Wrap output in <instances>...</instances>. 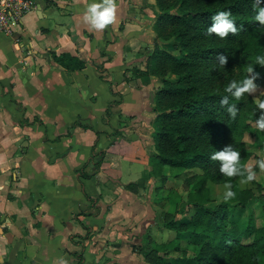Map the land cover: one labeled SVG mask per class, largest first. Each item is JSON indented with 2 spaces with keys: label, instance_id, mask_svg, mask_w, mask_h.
<instances>
[{
  "label": "crops",
  "instance_id": "crops-1",
  "mask_svg": "<svg viewBox=\"0 0 264 264\" xmlns=\"http://www.w3.org/2000/svg\"><path fill=\"white\" fill-rule=\"evenodd\" d=\"M90 2L34 0L0 31V264H148L144 236L168 241L156 196L170 171L152 139L161 82L146 73L155 0H115L103 29L83 19ZM62 53L84 68L64 70Z\"/></svg>",
  "mask_w": 264,
  "mask_h": 264
},
{
  "label": "trees",
  "instance_id": "trees-1",
  "mask_svg": "<svg viewBox=\"0 0 264 264\" xmlns=\"http://www.w3.org/2000/svg\"><path fill=\"white\" fill-rule=\"evenodd\" d=\"M155 4L153 30L159 44L148 56L146 73L161 82L152 135L159 167L199 169L209 175L220 165L212 153L231 143L240 151L243 169L249 157L243 135L251 133L256 141L264 135L253 127L264 111L257 106L264 94L257 101L247 92L237 99L224 89L229 81L248 76L249 65L254 73L264 71L255 61L264 55V25L254 19L264 0L259 6L255 0H155ZM220 10H229L237 26L235 33L223 38L207 32L212 15ZM217 53L227 56L223 66ZM52 59L69 72L85 66L67 53L53 54ZM224 95L238 109L235 117L227 104L221 105ZM196 185L202 187L199 181ZM250 196V191L238 195L237 206L247 207ZM261 212L264 217V203ZM185 218L165 224L176 232L173 241L137 247L148 264H264V225L250 221L241 227L233 208L224 203L215 207L196 203Z\"/></svg>",
  "mask_w": 264,
  "mask_h": 264
},
{
  "label": "rangeland",
  "instance_id": "rangeland-1",
  "mask_svg": "<svg viewBox=\"0 0 264 264\" xmlns=\"http://www.w3.org/2000/svg\"><path fill=\"white\" fill-rule=\"evenodd\" d=\"M170 50L175 52L173 49ZM255 73L258 75L253 83L257 85V88L255 91L247 93L257 101L259 97L264 94V71L256 70ZM248 75H251V73H248ZM253 127H255V125H253ZM262 131L264 133V130ZM242 142L245 151L249 154L242 169V171H244V168L249 162L264 158V135L260 138V141H256L255 135L246 133L242 137ZM166 169L170 171V173H167L168 186L164 189L162 195L156 197L158 199V204L164 208L165 213V217L160 218L162 224L159 227L168 233V236H165L168 238V241H173L175 239L176 232L173 229H168L165 224L167 222L176 221L179 223L180 221H185V215L191 213V206H194L196 203H203L205 206L209 207H215L222 203L228 205L233 208V213L235 217L238 218L241 227L246 226L250 221L256 226L264 225V217L261 212V204L264 203V170L259 169L255 163H253V171L256 173L255 178L243 184L240 182L242 177H227L223 174L220 175L218 169L212 170L209 175L199 169L183 170L171 167H166ZM246 174L245 171L244 175L246 176ZM163 179L165 180V177H163ZM197 181L201 183L202 187L196 185ZM225 181H231L232 189L236 193V195L229 200L223 199ZM246 191H250L252 197L250 196L248 199L247 207L240 208L237 206L238 195ZM158 220L159 218H157V221ZM149 241L164 243L160 238L153 240L148 236H144L141 247H143V249L148 247ZM246 241H248V239H246ZM171 253L172 252H170V259L172 256Z\"/></svg>",
  "mask_w": 264,
  "mask_h": 264
},
{
  "label": "clouds",
  "instance_id": "clouds-1",
  "mask_svg": "<svg viewBox=\"0 0 264 264\" xmlns=\"http://www.w3.org/2000/svg\"><path fill=\"white\" fill-rule=\"evenodd\" d=\"M260 4L261 0H255V6H259ZM116 9L117 4L115 3V0H91L83 12V19L91 27L95 29H103L106 25L115 20ZM230 17L231 13L229 10L217 11L211 17L212 23L207 28V32L215 33L221 38L227 36L230 32L235 33L237 31V26ZM254 19L258 21L260 25H264V6L258 7ZM217 59L219 60V64L223 66L227 60V56L217 53ZM255 61L259 65L264 66V55H257ZM245 71L251 73V75L244 77L241 81H229L224 89L226 93H230L237 99L245 92L251 93L257 88V85L254 84L253 81L258 74L253 72V67L251 65H249ZM228 99L229 97L224 95L220 98V103L221 105L227 104L228 113L230 116L235 117L238 109L234 104H228ZM257 106L260 109H264V100H259ZM254 123L258 130H264V111L260 112ZM211 158L220 161V173L227 177L240 176L242 177L240 181L242 184L255 178L256 173L253 171V163H255L259 169L264 170V158H261L254 162H249L244 168V171H242L240 151L231 143L226 144L221 150L214 151ZM245 171L247 173L246 176L244 175ZM235 195L236 193L232 189L231 181H225L223 199L229 200ZM57 264H67V260L63 257L57 258Z\"/></svg>",
  "mask_w": 264,
  "mask_h": 264
},
{
  "label": "built area",
  "instance_id": "built-area-1",
  "mask_svg": "<svg viewBox=\"0 0 264 264\" xmlns=\"http://www.w3.org/2000/svg\"><path fill=\"white\" fill-rule=\"evenodd\" d=\"M34 9V0H0V31L12 34L22 18Z\"/></svg>",
  "mask_w": 264,
  "mask_h": 264
}]
</instances>
